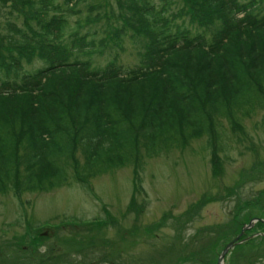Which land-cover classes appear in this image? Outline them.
Masks as SVG:
<instances>
[{
    "label": "trees",
    "instance_id": "1",
    "mask_svg": "<svg viewBox=\"0 0 264 264\" xmlns=\"http://www.w3.org/2000/svg\"><path fill=\"white\" fill-rule=\"evenodd\" d=\"M18 1L25 7L14 10L26 30L10 23L2 38L11 43L28 31L24 35L36 43L22 37L18 58L26 63L38 58L46 67L21 83L0 84V193L8 186L19 196L58 187L66 181L68 164L82 174L78 149L87 175L127 164L139 170L144 155L207 136L219 167L222 147L215 141L221 120L237 130L238 114L264 110V16L255 0L245 5L230 0L234 10L227 12L224 0H186L204 15V25L220 24L209 42L186 33L173 36L166 9L150 12L161 46L150 42L138 21L149 44L139 68L129 71L94 69L81 60L84 49L74 40L72 25L40 19L41 12L54 11L56 0ZM35 6L39 10L33 15Z\"/></svg>",
    "mask_w": 264,
    "mask_h": 264
},
{
    "label": "rangeland",
    "instance_id": "2",
    "mask_svg": "<svg viewBox=\"0 0 264 264\" xmlns=\"http://www.w3.org/2000/svg\"><path fill=\"white\" fill-rule=\"evenodd\" d=\"M7 1L0 0V82L20 81L44 66L37 59L28 64L18 58L22 37L36 43L35 37L24 35L28 31L11 43L2 38L10 23L26 30L16 11L24 4ZM58 2L59 13L48 10L43 20L66 14L64 0ZM141 3L83 0L75 8L81 13H67L71 25L78 18H92L88 31L96 32V39L126 29L119 47L91 54L92 61L103 66L117 57L124 68L137 65L144 37L127 24ZM181 8L192 10L186 0L168 4L171 11ZM38 10L35 6L32 14ZM192 22L189 16L183 19L187 29ZM30 24L36 26V21ZM193 24L194 30L200 28ZM203 32L209 34L208 29ZM238 122L239 132L224 119L218 127L223 149L217 153L219 167L212 161L208 137L202 136L185 147L144 155L139 170L127 164L87 175L85 155L78 149L77 169L92 191L86 180L76 179L72 164L58 187L19 196L8 186L0 193V264H217L235 239L224 264H264V110L238 114Z\"/></svg>",
    "mask_w": 264,
    "mask_h": 264
},
{
    "label": "water",
    "instance_id": "3",
    "mask_svg": "<svg viewBox=\"0 0 264 264\" xmlns=\"http://www.w3.org/2000/svg\"><path fill=\"white\" fill-rule=\"evenodd\" d=\"M237 239H235L234 241L230 242L226 247L225 249L222 251V253L220 254L219 256V259H218V263L217 264H222L223 261H224V257L225 255L228 253V251L230 249H233L236 245H237Z\"/></svg>",
    "mask_w": 264,
    "mask_h": 264
}]
</instances>
